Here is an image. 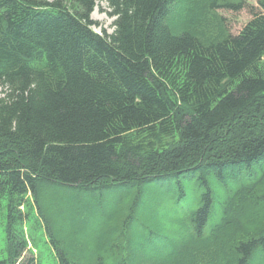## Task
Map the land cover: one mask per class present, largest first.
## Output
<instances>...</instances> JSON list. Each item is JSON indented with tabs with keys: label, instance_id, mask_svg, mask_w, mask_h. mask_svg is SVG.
Wrapping results in <instances>:
<instances>
[{
	"label": "trees",
	"instance_id": "16d2710c",
	"mask_svg": "<svg viewBox=\"0 0 264 264\" xmlns=\"http://www.w3.org/2000/svg\"><path fill=\"white\" fill-rule=\"evenodd\" d=\"M98 1L114 17L111 33L93 29ZM174 1L0 0V264H43L29 246L42 238L54 253L50 264H137L122 253L132 240L110 258L100 251L121 243L129 217L112 220L85 253L70 239L81 219L50 211L43 188L124 185L141 196L144 185L175 186L205 161L218 181L241 179L229 194L238 195L240 218L206 228L213 194L198 173L199 204L186 233L146 237L161 249L148 264L186 263L176 241L201 248L200 264L264 260V163L253 171L264 160V0L236 34L216 10L238 12L246 0L208 1L220 28L211 38L172 27ZM56 215L66 228L54 227ZM214 230L227 239L207 244Z\"/></svg>",
	"mask_w": 264,
	"mask_h": 264
},
{
	"label": "rangeland",
	"instance_id": "374dc122",
	"mask_svg": "<svg viewBox=\"0 0 264 264\" xmlns=\"http://www.w3.org/2000/svg\"><path fill=\"white\" fill-rule=\"evenodd\" d=\"M208 1H215L219 3L225 0H175L170 8L169 22L175 29L188 28L191 31L200 34L203 37H209L216 35L220 32V28L214 25V15L207 8ZM237 1V0H228ZM248 5L247 9H242L238 12L226 11L217 9L216 13L225 19L226 25L229 31L236 34L240 31L243 25L252 17L250 14V8L259 11L258 0H246ZM195 15V18L193 17ZM92 19L96 22L93 29L96 32L102 33L101 29H105L106 32L111 33L114 29V17L110 14V8L104 1H98L94 12L91 15ZM2 88H0V96L2 95ZM206 161L202 164L201 169L196 173H185L175 178V186H163L158 188L154 184L144 185L141 196L138 194V190L135 188L127 189L124 185H111L105 187L91 186L85 190L78 191L77 189L60 190V188L44 187L42 194V202L49 206V209L58 215L65 216L69 212H73L80 220L77 225H72L76 230L75 235L72 234L71 240L80 241L85 246V253H90L89 248L96 246L99 239L102 240V233H106L109 230L112 220L116 217L123 218L129 217L131 221L130 229L123 234L121 238H117L118 243L112 240L109 245V249L106 252L102 251L106 257L110 253H121L120 248L128 247V241L132 240V248L127 249L128 252L123 255L132 257L137 264H148L149 260L158 256L160 252V246L149 247L146 237L155 238L157 240H164L168 238L182 236L186 233L188 228L189 214L192 210L198 207V173L204 174L208 184L210 185L211 192L213 194L212 213L208 220L207 227L211 225L222 229L227 223H233L240 218L242 214L241 204L236 208L234 205V199H230L229 194L239 184V176L234 178L235 180H221L218 181L212 170L206 168ZM264 160L253 166V171L257 172L263 165ZM250 178L248 175L247 178ZM176 181H180V185ZM245 182V179L243 180ZM107 185V184H106ZM138 199L137 207L134 208V201ZM51 199H63L58 204H55ZM243 199V198H242ZM56 201V200H55ZM68 201L69 203L67 204ZM244 202V200H243ZM70 203H74L75 205ZM75 207V208H73ZM86 209L85 212L81 211V208ZM234 210L236 212H234ZM76 211H81L80 215ZM247 213V210H244ZM243 212V213H244ZM59 216L54 217V227H62L64 224L59 221ZM67 225H69L67 223ZM65 226V225H64ZM63 226V227H64ZM226 227V226H225ZM224 227V228H225ZM66 228V226H65ZM116 231V230H115ZM114 231V232H115ZM215 231V230H214ZM117 232V231H116ZM41 234V232H40ZM107 237L111 240L112 232L107 233ZM43 236V234H41ZM211 238L206 242L207 244L215 239L222 243L228 237V233L223 234L222 231H215ZM164 242V241H162ZM36 246L31 242L30 248L34 249V255L38 258L41 256V262L43 264H50L54 253L51 246L45 242V239L38 241L35 240ZM101 243V242H99ZM3 244V228L0 226V245ZM115 244V245H114ZM178 241H176L175 248L179 253L182 260L189 264L195 259V264L198 263L199 256L202 254L201 248H188L180 247ZM114 245L113 247H111ZM164 251L168 249L166 242L163 243ZM219 245V244H218ZM111 247V249H110ZM143 248L144 251L140 250ZM147 247V249H146ZM149 247V248H148ZM221 248V247H220ZM219 246L214 250L220 249ZM175 253V252H174ZM263 257L257 254L252 264H262ZM264 261V260H263ZM180 263V261H178Z\"/></svg>",
	"mask_w": 264,
	"mask_h": 264
}]
</instances>
